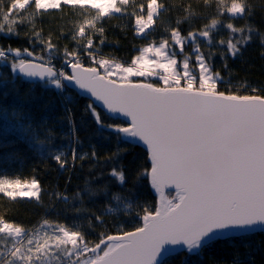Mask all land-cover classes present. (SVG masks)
<instances>
[{
	"label": "snow or ice",
	"instance_id": "snow-or-ice-1",
	"mask_svg": "<svg viewBox=\"0 0 264 264\" xmlns=\"http://www.w3.org/2000/svg\"><path fill=\"white\" fill-rule=\"evenodd\" d=\"M255 7L252 0H0V149L20 159L23 147L46 170L50 159L69 173L63 191L35 175H0V195L42 203L48 192L57 216L59 201L76 217L29 228L0 216V264H169L181 253L179 264H197L215 244L264 232V86L238 88L229 63L257 36L264 48V31L250 19ZM65 8L68 31L53 25L52 14ZM164 14L173 22L157 36ZM112 18L130 21L144 41L130 60L104 51L120 44L106 34ZM37 86L59 90L57 122L67 121L68 132L36 119ZM69 90L86 95L81 114L95 125L86 150ZM58 136L68 143L57 145ZM95 140L113 147L101 153ZM137 145L146 152L130 166L124 157ZM85 162L84 187L68 194L71 172ZM145 183L155 202L141 199ZM233 264H242L239 253Z\"/></svg>",
	"mask_w": 264,
	"mask_h": 264
},
{
	"label": "trees",
	"instance_id": "trees-1",
	"mask_svg": "<svg viewBox=\"0 0 264 264\" xmlns=\"http://www.w3.org/2000/svg\"><path fill=\"white\" fill-rule=\"evenodd\" d=\"M143 2V0H139ZM175 3H179V0H173ZM256 5L254 10V15L250 18L254 26H258L261 31H264V8L261 4H264V0H252ZM69 9L65 8L64 13L54 12L52 16L55 18L53 20V25L60 26L64 31H68L70 27V22L66 19H60V17L65 16ZM175 17L176 13L171 14ZM164 24L156 31V35L159 36L163 32V27L167 24L173 22L169 20V14H164L163 16ZM201 21H196L195 26L200 27ZM235 24L242 26L245 21L243 19H237L234 21ZM67 25V26H66ZM157 25H161V21H157ZM45 31L48 30L49 24L45 22ZM107 36L110 40L118 39L120 41L119 46L115 44H107L104 47L105 52H115L117 56L123 57L126 60H130L135 51L133 48L134 44H140L144 41L137 39L133 35V30L130 21L124 18H112L106 21ZM187 29V25L183 26ZM222 34L226 35V31ZM0 39H5V37L0 36ZM11 43L21 46H27V40H19L16 38H11ZM69 43L65 38L61 40V44ZM69 46L72 45L69 43ZM264 51L261 47L258 36L254 38V41L249 44L244 50L243 57H237L234 60H230V66L233 70V75L231 81L238 88L245 84L249 86L255 85L257 87L264 86V56L260 55V52ZM217 66L220 65V57L215 58ZM59 65L60 61H56ZM7 72L8 69L4 67L2 69ZM29 86L28 82L25 81L22 87L27 88ZM70 94L74 99V113L75 120L79 127V135L83 140L81 145V150H86L89 145L88 136L92 132L95 125L91 122V117H82V108L87 103V97L82 96L75 92L74 90H69ZM59 90L51 89L43 90L39 86L36 88V93L38 99L33 105V111L36 119L39 120L43 117H47L50 127L56 133L68 132L69 125L67 121L57 122V118L63 115L61 108V99L58 98ZM62 95V94H59ZM52 101L48 104V107H43L46 103ZM83 119L84 123H81ZM7 122V121H6ZM12 138V137H9ZM95 143L100 147L101 153L105 150H110L113 147V142H102L100 140H95ZM68 141L61 140L59 136L57 137L56 144L59 146L67 144ZM7 149H0V175L6 174L9 177L16 178L19 176L21 179H30L33 175L40 179L41 184L45 188H49L53 184H57L61 191L65 188V181L69 175L66 171H61L57 168L56 164L52 160H47L46 164L49 166L45 169V162L42 161L33 152L21 148V158L16 159L7 155ZM146 149L137 145L127 156L124 157L125 162H131L130 166H134L137 160H142ZM88 164L85 162L84 170L77 167L71 172V182L67 185V193L72 194L79 189L84 187V181L88 178L87 172ZM36 169L35 173L33 169ZM139 194L141 199L148 200L150 202H155L158 198L153 190H151L145 183L139 188ZM48 192L44 193L43 202L36 203L35 201L28 200H17L9 201L3 195H0V216H5L10 220H13L21 225L28 226L31 228L33 225H38L43 218H48L50 220L59 219L61 221H67L72 223L76 217L71 213L65 214L63 212L64 205L57 201L56 208L60 209L61 212L59 216L57 213L49 207L52 201L48 198ZM137 209L135 206L131 211L126 213L128 218L132 217L136 213ZM125 217H119V219H124ZM111 223L114 219L113 216L107 217ZM136 221H132L135 223ZM131 227V223L128 225ZM89 236L91 239H95V233L90 232ZM239 253V259L242 264H264V232H255V234L237 236L231 239H227L221 243L215 244L211 249H209L202 257L199 258L197 264H233V260L236 254ZM181 254H177L170 258L169 264H179Z\"/></svg>",
	"mask_w": 264,
	"mask_h": 264
},
{
	"label": "rangeland",
	"instance_id": "rangeland-1",
	"mask_svg": "<svg viewBox=\"0 0 264 264\" xmlns=\"http://www.w3.org/2000/svg\"><path fill=\"white\" fill-rule=\"evenodd\" d=\"M75 92H77L78 94H80L77 90H74ZM63 95V94H62ZM80 95H82V93L80 94ZM82 96H84V95H82ZM86 97V96H85ZM10 178H12V177H10ZM154 191V190H153ZM157 196V195H156ZM0 243H2V242H0Z\"/></svg>",
	"mask_w": 264,
	"mask_h": 264
},
{
	"label": "water",
	"instance_id": "water-1",
	"mask_svg": "<svg viewBox=\"0 0 264 264\" xmlns=\"http://www.w3.org/2000/svg\"><path fill=\"white\" fill-rule=\"evenodd\" d=\"M78 91V90H77ZM80 94L82 93V92H79ZM82 95H84V96H86L84 93H82ZM99 106V105H98ZM141 146H143V145H141ZM144 147V146H143ZM145 148V147H144ZM146 149V148H145ZM257 232H260V231H257Z\"/></svg>",
	"mask_w": 264,
	"mask_h": 264
},
{
	"label": "bare ground",
	"instance_id": "bare-ground-1",
	"mask_svg": "<svg viewBox=\"0 0 264 264\" xmlns=\"http://www.w3.org/2000/svg\"><path fill=\"white\" fill-rule=\"evenodd\" d=\"M242 236V235H241Z\"/></svg>",
	"mask_w": 264,
	"mask_h": 264
}]
</instances>
